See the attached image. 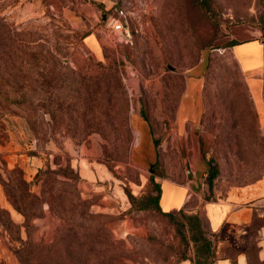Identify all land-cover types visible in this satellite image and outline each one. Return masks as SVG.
<instances>
[{
    "label": "rangeland",
    "instance_id": "obj_1",
    "mask_svg": "<svg viewBox=\"0 0 264 264\" xmlns=\"http://www.w3.org/2000/svg\"><path fill=\"white\" fill-rule=\"evenodd\" d=\"M115 8L125 13L131 31L127 39L105 26V17L114 14ZM0 19L21 36L36 34L35 43L50 47L51 57L67 67H57L64 85L52 90L54 116L46 109L49 98L44 83L41 90L26 92V102L34 104L39 99L43 103L33 117L37 124L34 131L24 111L11 108L14 113L0 116V264H17L15 250L26 239L33 243L53 240L60 224L57 215L67 213L68 206L63 202L51 207L50 190L103 215L111 236L124 239L126 249L136 250V260L122 257L118 264H187L188 260L190 264H207L210 259L204 261L201 255L200 231L185 216L190 212L164 215L151 202L153 174L143 193L135 195L137 200L129 201L128 209L106 214L98 210L100 193L81 181L74 160L89 156L102 162L115 182L134 195V184L142 177L130 159L135 142L130 115L135 111L151 122L158 137L159 158L154 168L159 166L163 177L179 181L197 161L204 167L205 198L211 199L262 178L264 140L257 139L260 145H255L253 154H244L245 163H235L222 153L220 145L212 143L214 136L208 128L220 120L211 114L212 109L227 107L229 115L231 101V107L242 115L245 133L255 130L264 136L252 117L245 81L231 52L234 43L256 31L264 40V0H207L206 4L202 0H0ZM90 61L114 68L126 92L124 102L114 93L111 105L115 106L108 114H102V100L93 105L98 93L84 97L86 83L70 71L81 69L83 73ZM190 73L201 79L202 112L196 128L171 140L167 132L174 127ZM60 99L70 105L56 109ZM57 169L64 172L45 182L46 172ZM211 173L215 175L209 182ZM26 194L33 197L24 199ZM12 203L26 204L33 215L25 221ZM124 217L139 231L117 237L111 224ZM128 235L150 236L154 241L133 245ZM160 240L164 242L160 251L150 256L151 247H159ZM261 261L253 263L264 264Z\"/></svg>",
    "mask_w": 264,
    "mask_h": 264
},
{
    "label": "trees",
    "instance_id": "obj_2",
    "mask_svg": "<svg viewBox=\"0 0 264 264\" xmlns=\"http://www.w3.org/2000/svg\"><path fill=\"white\" fill-rule=\"evenodd\" d=\"M202 3L206 4L207 0H202ZM0 38V44L2 45L0 49V116L6 113H14L11 108L24 111L27 123L34 131L37 128V124L33 117L38 109L43 108V103H41L39 99L34 104L32 102H26V92L34 93L37 89L41 90L40 86L44 83V91L48 92L49 98L46 109L51 116H54V106H52V103L53 99L56 100V97L52 95V90L64 85L61 84L64 79L59 77V69H57V67L67 68L65 67L66 64L59 62L60 60L55 58V56L51 57V54L48 53L51 51L50 47L46 46L44 49V47L38 43L36 44V34L27 33V37L21 36L19 32H16L13 28H9L1 19ZM51 58H53V60H51ZM236 65L238 67L237 63ZM80 70L81 69H79L78 72H74L76 70L73 69L70 71L77 74L79 81L86 83V87L83 89L85 98H90L93 94L98 93L99 96L93 100V105H98L99 103H97V101L102 100L103 103L99 101L102 104V106H100L103 110L102 114L112 112V107L115 106L114 103L111 105V99L114 98V93L118 94V98L124 102V95H126V92L122 89L120 77L114 68H106L103 65H98L90 61L86 65L87 71L81 73ZM110 84L114 85V87L111 88ZM42 89H44L43 86ZM246 91L249 97L252 117L258 124L247 87ZM81 100H83V98ZM58 101V103H55V107L58 110L70 105V103H66L67 101L61 99ZM228 103L231 108L229 115L226 112L227 107L224 108V110H222L221 107L219 109H212L211 114L213 116L215 115V118L219 117L220 120L218 124L212 123L208 128V132L212 133L214 136L212 143L220 145L224 150L222 153L226 157L232 159L235 163L240 162V164H243L246 161L244 154L250 151L253 154L256 151L255 145H260L257 139L264 140V136L256 134L255 130L248 134L245 133L242 115L231 107V101ZM145 119L154 132L151 122L147 118ZM214 129L217 130L216 133H213ZM253 129L256 128L254 127ZM36 139L47 140L45 137H37ZM258 151L260 152V149H258ZM158 152L159 150L157 149V160L159 158ZM60 172L62 173L64 171L61 169L48 170L46 172L47 177L44 178V181L46 182L50 176L57 175ZM214 175L215 173L210 174L209 182ZM258 179L260 178L256 180ZM256 180L244 185L255 182ZM204 185H206L205 182ZM154 187L155 192L152 195L151 202L158 211L164 215H170V213L161 211L158 202L160 188L156 182H154ZM124 191L131 203L137 200L136 196L133 195L130 190L125 188ZM48 192V202L51 207L52 204L58 203L63 205V202H66L68 211L67 213L57 215L60 224L51 242L33 243L29 239L21 242V246L15 250L17 264H118L119 259L122 257L136 260V255H134L136 253L135 249L132 251L126 249L124 239H115L111 236L110 232L105 227L106 219L103 215L93 214L87 210V206H82L83 202L73 201L70 198L68 199L67 195L58 191L50 190ZM28 196L33 197L26 194L24 199ZM12 204L13 207L23 215L25 221L33 215L26 209V204L23 206ZM182 210L183 209H180L178 212L183 213ZM185 216L190 224L192 222L198 227L200 231L199 239L202 240L201 255L204 261L210 259V261L206 262L207 264H212L214 259H216L215 245L213 246L212 241L208 238L206 231L203 229L199 216L196 213H190V215ZM255 220L253 223H255ZM253 225L250 226V235L254 231ZM127 238L133 245L154 241V238L150 236L137 237L128 235ZM159 243V247H157V245L151 247V251H154L149 254L150 256L155 257L160 251L164 242L160 240ZM246 250L248 252V261L246 264H255L253 263L254 260L263 262L257 255V246L252 238H249Z\"/></svg>",
    "mask_w": 264,
    "mask_h": 264
},
{
    "label": "crops",
    "instance_id": "obj_3",
    "mask_svg": "<svg viewBox=\"0 0 264 264\" xmlns=\"http://www.w3.org/2000/svg\"><path fill=\"white\" fill-rule=\"evenodd\" d=\"M93 42L95 45V40ZM231 52L245 81L259 128L264 134L262 33L256 31L255 35L234 43ZM200 93V76L190 73L176 113L174 129L167 132L168 139L186 136L189 129L196 128L195 124L202 112ZM130 125L135 135L130 159L142 171L140 182L134 184L137 187L132 191L134 195L143 193L142 189L153 174L154 182L160 188L158 202L162 212L176 213L183 209L199 216L203 229L213 246L215 245L216 259L212 264H246L248 261L246 247L249 238L256 243L258 257L264 260V176L250 184L230 188L223 197L205 198L202 164L196 161L194 165H190V169L185 171V177L179 181L163 177L159 166L157 169L154 168L157 165L159 144L158 137L148 121L134 111L130 115ZM74 162L81 181L93 185L100 193L99 212L111 214L119 209L129 208L130 202L124 188L115 182L114 175L105 164L89 156H79ZM106 187L109 190H106ZM252 225L254 231L250 235L249 230ZM111 230L117 237H124L128 233L138 232L139 228L131 219L124 217L112 222ZM188 261L187 264H190V260Z\"/></svg>",
    "mask_w": 264,
    "mask_h": 264
},
{
    "label": "built area",
    "instance_id": "obj_4",
    "mask_svg": "<svg viewBox=\"0 0 264 264\" xmlns=\"http://www.w3.org/2000/svg\"><path fill=\"white\" fill-rule=\"evenodd\" d=\"M104 23L109 32L114 34H120L123 38H129L131 31L127 21L125 20V13L123 9L115 8L114 14L107 15L104 19Z\"/></svg>",
    "mask_w": 264,
    "mask_h": 264
},
{
    "label": "water",
    "instance_id": "obj_5",
    "mask_svg": "<svg viewBox=\"0 0 264 264\" xmlns=\"http://www.w3.org/2000/svg\"><path fill=\"white\" fill-rule=\"evenodd\" d=\"M189 175H190V171H188Z\"/></svg>",
    "mask_w": 264,
    "mask_h": 264
}]
</instances>
